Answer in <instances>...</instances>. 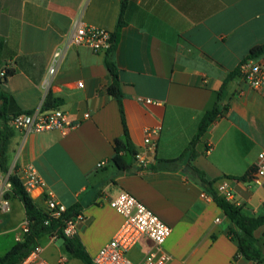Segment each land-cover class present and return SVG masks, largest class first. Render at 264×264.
Masks as SVG:
<instances>
[{
    "label": "crops",
    "instance_id": "0c3cea01",
    "mask_svg": "<svg viewBox=\"0 0 264 264\" xmlns=\"http://www.w3.org/2000/svg\"><path fill=\"white\" fill-rule=\"evenodd\" d=\"M124 1L0 0V73L16 70L5 83L0 76V92L13 97L22 111L31 112L52 92L63 100L57 107L80 122L67 134L59 130L25 134L14 129L7 152L9 172L15 161L18 168L32 165L59 202L68 208L80 206L83 221L73 237L92 259L124 223L110 200L128 192L171 227L165 244L172 256L169 264H251L239 255L238 241L229 236L237 230L235 224L183 168L138 167L179 158L191 146L228 75L249 59L253 48L264 44V0H127L123 11ZM121 15L126 25L115 61L137 152L136 158L126 157L130 172L120 171L112 162L114 143L123 137L124 127L119 103L107 93L112 77L106 52L69 46L51 87L45 86L54 52L67 46L76 25L114 34ZM254 59L264 62V55ZM219 105L223 113L196 142L191 163L214 182L216 190L220 183H228L232 203L246 216H264V180L254 181L258 155L264 152V94L237 74ZM150 128L158 129L152 137L155 147L145 143ZM101 162L105 166L98 167ZM7 174L0 170V188ZM41 193L38 189L31 196L47 208ZM12 201L17 204L12 206ZM10 202L11 211L0 213V245L11 249L23 238L27 216L19 199ZM20 208L23 219L18 217ZM46 238L47 245H39L43 259L46 249L60 240ZM255 238L264 254V226ZM152 248V241L143 237L127 256L139 264ZM59 262L67 260L62 257Z\"/></svg>",
    "mask_w": 264,
    "mask_h": 264
},
{
    "label": "built area",
    "instance_id": "2783aa9c",
    "mask_svg": "<svg viewBox=\"0 0 264 264\" xmlns=\"http://www.w3.org/2000/svg\"><path fill=\"white\" fill-rule=\"evenodd\" d=\"M113 44V33L100 28L76 25L65 48L57 49L51 59L48 68L49 78L45 81L47 88L51 87L53 78L56 76L66 49L69 46H89L95 53L107 52ZM239 74L250 87L261 90L264 94V62L249 58L239 65ZM1 78L6 76V71L0 73ZM82 87V83H79ZM152 103V100H146ZM44 105V104H43ZM90 115L86 114L85 119ZM80 122L73 120L70 115L60 107L39 109L31 113H24L16 116L12 120V127L25 134L41 133L51 130H59L63 134L76 129ZM158 132L156 128L146 130L145 143L153 147L156 144L152 141L153 135ZM106 162H101L98 167L105 166ZM11 175L17 176L22 182L26 192L30 195L35 190L41 189V195L45 198L47 210L51 217L60 218L68 207L59 202L53 193L47 189L45 181L39 176L36 168L28 165L23 168L17 167L15 161L12 169L5 176L0 188V213L6 214L11 211V202L7 195L12 192ZM254 181L260 184L264 180V152L258 155ZM217 192L226 200L232 202L233 192L229 184L222 182L217 187ZM110 206L124 217V223L112 240L106 244L98 254L92 259L93 264H135L127 256L131 250L143 237L149 238L153 243L152 250L139 264H169L172 256L166 251L165 244L172 234V229L157 214L145 206L136 197L128 192H121L110 200ZM83 221L82 215L65 222L63 232L66 236L73 237L77 231L78 222ZM28 220L22 227V232H28ZM59 237V230L51 236L52 241ZM22 237L18 238L21 241ZM42 247L37 246L32 253L24 258L20 264H51L42 258ZM251 264H262L252 261Z\"/></svg>",
    "mask_w": 264,
    "mask_h": 264
},
{
    "label": "trees",
    "instance_id": "16d2710c",
    "mask_svg": "<svg viewBox=\"0 0 264 264\" xmlns=\"http://www.w3.org/2000/svg\"><path fill=\"white\" fill-rule=\"evenodd\" d=\"M127 0L123 2L122 10L124 11ZM126 25L122 18L119 19L115 33L113 34V44L106 52V66L111 74L112 83L107 88V93L114 97L120 107L124 134L123 137L117 139L114 143L115 155L112 162L122 172H130L132 166L128 163L126 157H137V152L132 143L130 133L127 127L125 111L123 107V93L120 85V72L115 61V49L118 43L121 29ZM2 46L0 44V53ZM264 55V44L257 46L251 50L249 58H258ZM6 76L2 78L3 83L15 75L16 70L6 69ZM239 74V70L231 72L225 81L223 88L218 93L219 100L214 107L207 111L198 129V133L194 138L191 146L179 157L173 160H160L157 166H147L141 164L139 170L161 171V170H179L183 168V173L187 177L198 184L204 192L209 195L217 205L224 211L225 215L233 222L237 230H231L229 236L239 243V255L245 257L249 261L264 263V254L262 252L259 241L255 238V232L264 226V216L248 217L243 213L240 206L226 200L220 196L215 189L214 182L209 181L205 173L196 168L191 162L193 160L194 146L196 142L207 132L210 125L223 113L220 108V100L222 93L228 83ZM63 100L56 97L50 92L44 102L43 108L50 109L62 105ZM31 113V111H22L16 104L13 97L4 92H0V170L3 173L9 172L7 152L11 139L15 136V130L12 127V120L21 114ZM165 164V167H162ZM12 192L7 198L19 199L26 211L29 230L23 235L21 241L6 252L4 256H0V264H20L24 258L29 256L32 251L41 244L46 237H51L59 230V239L63 241L66 251L71 259L78 260L83 264H93L92 258L86 252L81 241L77 237L66 236L63 232L65 222L81 215L80 206H72L68 208L60 218L51 217L47 208L40 207L36 201L28 194L20 181V179L11 175ZM238 259V256L235 258Z\"/></svg>",
    "mask_w": 264,
    "mask_h": 264
},
{
    "label": "rangeland",
    "instance_id": "374dc122",
    "mask_svg": "<svg viewBox=\"0 0 264 264\" xmlns=\"http://www.w3.org/2000/svg\"><path fill=\"white\" fill-rule=\"evenodd\" d=\"M0 70H1V66H0ZM17 204L16 201H12V206H15ZM18 217H20V219H23L25 214H24V210L22 208H20L18 211ZM47 239L45 238L42 240L41 245L42 246H46L47 245ZM10 246L6 245V246H1L0 245V256H4L6 254V252L8 251V249ZM44 257L45 259H47L49 262H51L52 264H60V260L62 257H64L67 262L66 264H82L80 261L75 260V259H70L69 257H67L66 252L64 250L63 247V241L62 240H57L54 245H52L50 248H47L46 251L44 252Z\"/></svg>",
    "mask_w": 264,
    "mask_h": 264
}]
</instances>
